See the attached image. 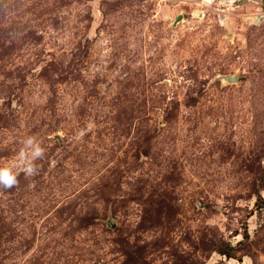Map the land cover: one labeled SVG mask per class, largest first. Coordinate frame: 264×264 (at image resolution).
<instances>
[{"label": "rangeland", "instance_id": "obj_1", "mask_svg": "<svg viewBox=\"0 0 264 264\" xmlns=\"http://www.w3.org/2000/svg\"><path fill=\"white\" fill-rule=\"evenodd\" d=\"M27 136L0 264H264V0H0V167Z\"/></svg>", "mask_w": 264, "mask_h": 264}, {"label": "clouds", "instance_id": "obj_2", "mask_svg": "<svg viewBox=\"0 0 264 264\" xmlns=\"http://www.w3.org/2000/svg\"><path fill=\"white\" fill-rule=\"evenodd\" d=\"M20 143L22 147L17 154L18 169L0 167V189L11 190L18 187L21 174L25 179H29L39 172V165L36 161L44 158L45 149L36 136H27Z\"/></svg>", "mask_w": 264, "mask_h": 264}, {"label": "water", "instance_id": "obj_3", "mask_svg": "<svg viewBox=\"0 0 264 264\" xmlns=\"http://www.w3.org/2000/svg\"><path fill=\"white\" fill-rule=\"evenodd\" d=\"M182 19H183V16L180 15L178 21H179V20H182ZM261 19H263V17H261ZM261 19H260V20H261ZM259 22H260V21H259ZM259 22H258V23H259ZM224 79H225L227 82H229V83H235V82H238V81H239V76H238V75H226V76H224Z\"/></svg>", "mask_w": 264, "mask_h": 264}, {"label": "trees", "instance_id": "obj_4", "mask_svg": "<svg viewBox=\"0 0 264 264\" xmlns=\"http://www.w3.org/2000/svg\"><path fill=\"white\" fill-rule=\"evenodd\" d=\"M230 257H232V256H230Z\"/></svg>", "mask_w": 264, "mask_h": 264}]
</instances>
